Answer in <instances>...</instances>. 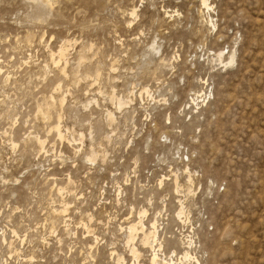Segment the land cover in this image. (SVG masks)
Segmentation results:
<instances>
[{"label": "rangeland", "instance_id": "1", "mask_svg": "<svg viewBox=\"0 0 264 264\" xmlns=\"http://www.w3.org/2000/svg\"><path fill=\"white\" fill-rule=\"evenodd\" d=\"M206 1L0 0V264H150L144 210L165 264H264V0Z\"/></svg>", "mask_w": 264, "mask_h": 264}, {"label": "bare ground", "instance_id": "2", "mask_svg": "<svg viewBox=\"0 0 264 264\" xmlns=\"http://www.w3.org/2000/svg\"><path fill=\"white\" fill-rule=\"evenodd\" d=\"M203 4L206 5L209 8V5L207 4L206 0H203ZM63 45H65V44H63ZM66 46H61L60 47V49L58 51V57H59L58 59L59 60H62L64 58V56L66 55V53H67ZM221 54H222V52L220 53V56H221ZM234 57H235L234 54H231L229 59H231V61H233ZM61 69H62L61 71H62V74H63L64 71H65L64 70L65 68L62 67ZM120 103H121V101H120ZM109 115H111V114H109ZM55 126H56L55 129L57 130V134L62 138L63 137V132L61 131L60 126L57 125V124ZM38 142H39L40 145H43L45 143L44 140L39 139V138H38ZM43 147H44V145H43ZM94 158L95 157H93V159ZM90 159H92V157ZM61 189L62 188H60V190ZM63 208H64L63 211H66L68 209V205H66ZM181 213H182V211L179 212V214H181ZM145 215H146V210H144V211H142L140 213V220L139 221L133 222V223H131L128 226V231H129V233H128V242L130 244H133L134 240L136 239L137 234L139 232L142 233V238H141L142 245L144 247H150L151 250H153V254H152L151 258H150V264H165V262L163 263V261H161V259L159 258L158 253L156 251L157 248H155V244L158 245V243H159L158 234H157L158 231H157V226H156V220L151 221L150 225L148 226V225H146V223L143 220V217ZM159 247H161V243H160ZM130 249H131V253L134 255V258L139 260V258L141 257V251H140L139 247H137L136 245H132ZM184 255L187 256V257L190 256V254H188L187 251L184 252ZM121 260H122V258L120 257L117 264H121ZM139 264H141V263H139Z\"/></svg>", "mask_w": 264, "mask_h": 264}, {"label": "clouds", "instance_id": "3", "mask_svg": "<svg viewBox=\"0 0 264 264\" xmlns=\"http://www.w3.org/2000/svg\"><path fill=\"white\" fill-rule=\"evenodd\" d=\"M162 215H165V214L162 213ZM165 218H166V215H165ZM186 227H189L190 228V226H188V225H186ZM196 264H199V262L197 261Z\"/></svg>", "mask_w": 264, "mask_h": 264}]
</instances>
